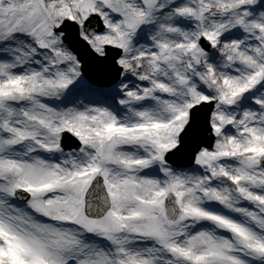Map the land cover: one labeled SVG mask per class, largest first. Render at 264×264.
Returning a JSON list of instances; mask_svg holds the SVG:
<instances>
[{
  "label": "snow or ice",
  "instance_id": "1",
  "mask_svg": "<svg viewBox=\"0 0 264 264\" xmlns=\"http://www.w3.org/2000/svg\"><path fill=\"white\" fill-rule=\"evenodd\" d=\"M0 264H264V0H0Z\"/></svg>",
  "mask_w": 264,
  "mask_h": 264
}]
</instances>
